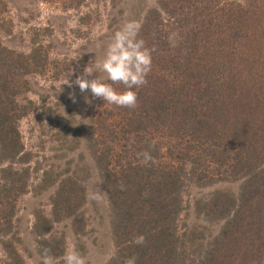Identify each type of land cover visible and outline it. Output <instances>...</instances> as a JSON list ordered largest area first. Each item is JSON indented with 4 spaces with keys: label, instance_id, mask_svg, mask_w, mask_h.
<instances>
[{
    "label": "trees",
    "instance_id": "1",
    "mask_svg": "<svg viewBox=\"0 0 264 264\" xmlns=\"http://www.w3.org/2000/svg\"><path fill=\"white\" fill-rule=\"evenodd\" d=\"M156 3L138 35L152 64L147 83L132 89L136 107L94 98L89 111L86 143L110 207L114 254L106 264H264V0ZM40 49L18 52L0 40V231L12 230L29 185V169L15 167L26 161L18 122L32 108L26 76L48 62ZM78 168L44 172L39 189L56 185L50 219H68L79 242ZM233 182L237 190L217 186ZM191 188H212L193 209L217 232L199 223L180 229ZM34 216L38 252L61 255L63 236Z\"/></svg>",
    "mask_w": 264,
    "mask_h": 264
},
{
    "label": "rangeland",
    "instance_id": "2",
    "mask_svg": "<svg viewBox=\"0 0 264 264\" xmlns=\"http://www.w3.org/2000/svg\"><path fill=\"white\" fill-rule=\"evenodd\" d=\"M156 6V0H0L2 43L25 53L36 46L48 58L42 72L26 76L29 90L24 95L33 105L18 122L26 161L15 167L29 169V185L16 202L12 230L0 231V264H42L34 214L50 219L56 185L39 189L40 180L46 171L54 176L68 175L76 164L77 169L78 165L81 168L85 187L82 234L78 242L68 219H50L52 233L64 239L62 254L51 257L54 264H64L65 252L73 247L88 264H106L113 256L108 197L86 143L94 97L90 91L82 93L78 85L69 87L64 83L65 79L74 81L88 64L93 65L102 57L107 42L125 21L141 24L146 12ZM96 76L108 82L101 72L88 78ZM217 186L237 190L238 182ZM211 189L191 188L184 195L185 208L178 219L180 229L199 223L206 224L208 231L217 232L219 224L205 223L193 209L194 198Z\"/></svg>",
    "mask_w": 264,
    "mask_h": 264
},
{
    "label": "clouds",
    "instance_id": "3",
    "mask_svg": "<svg viewBox=\"0 0 264 264\" xmlns=\"http://www.w3.org/2000/svg\"><path fill=\"white\" fill-rule=\"evenodd\" d=\"M142 25L136 20L125 21L116 30L104 48L103 55L93 65H87L81 75L76 76L74 81L65 79L64 84L69 87L78 85L83 93L90 91L94 98L119 107L135 108L137 95L133 88L147 83L146 77L151 71V51L145 46V41L139 39L138 35ZM171 46L175 47L174 36L169 37ZM105 74V79L111 83L98 78L89 79L94 73ZM72 74V70L69 75ZM123 85V91H117L112 85ZM70 97L75 102L74 95ZM90 102V101H89ZM136 243H143V237H139ZM64 264H88V261L74 247L68 249L63 257ZM42 264H54L53 258L45 250ZM125 264H135L134 259L129 258Z\"/></svg>",
    "mask_w": 264,
    "mask_h": 264
}]
</instances>
